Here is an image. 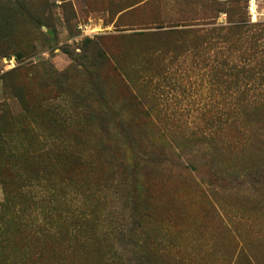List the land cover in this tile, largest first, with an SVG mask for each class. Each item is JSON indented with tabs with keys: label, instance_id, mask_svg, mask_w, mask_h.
Masks as SVG:
<instances>
[{
	"label": "rangeland",
	"instance_id": "374dc122",
	"mask_svg": "<svg viewBox=\"0 0 264 264\" xmlns=\"http://www.w3.org/2000/svg\"><path fill=\"white\" fill-rule=\"evenodd\" d=\"M21 1L27 14L0 0V264H102L96 249L116 257L131 246L118 238L72 247L70 216L89 201L96 227L113 210L126 217L108 159L123 145L115 130L88 126L85 90L119 105L127 85L155 123L185 133L220 116L226 140L217 51L228 44L212 28L232 7L264 23V0ZM70 67L71 77L59 75ZM185 162L136 168L135 224L158 231L154 242H169L181 264H264V168L220 183L206 160Z\"/></svg>",
	"mask_w": 264,
	"mask_h": 264
},
{
	"label": "trees",
	"instance_id": "16d2710c",
	"mask_svg": "<svg viewBox=\"0 0 264 264\" xmlns=\"http://www.w3.org/2000/svg\"><path fill=\"white\" fill-rule=\"evenodd\" d=\"M6 1L15 13L24 11L27 14L25 3L21 0ZM223 12L225 24L215 25L212 32L214 37L228 44L224 50L218 48L217 51L219 57H223L218 66L227 71L226 76L218 71V83L227 82L229 89L226 140L217 137L223 134L226 123L218 119L220 116H217L215 123H211V129L205 130V126L197 125L185 133L176 123H155L150 118L149 109L144 107L142 98L127 85L121 87L123 103L119 105L114 100L109 101L95 88L85 90L87 104L83 108V116L88 126L103 133V136L115 130L120 134L123 145L120 153H113L108 159L114 162L119 172L120 179L115 180L114 188H118L120 208L125 210L126 217L120 209L113 210L103 225L99 223L96 227L94 218L89 217L93 211L89 208V201L80 202L70 216L72 247L82 250L99 243L106 246L108 241L118 238H125L126 244L131 246L127 250L128 256L124 253L116 257H104L107 253L96 249L102 264H181L169 242H154V236L155 239L163 237L158 231H145L135 224L137 214L132 193L135 190V178L138 177L137 167H158L166 163L179 165L195 158L204 159L215 170L218 169V175L211 177L220 183L239 182L244 172L264 168V23L250 22L248 18L242 17L244 8L242 11L240 7H232ZM228 48L231 52L223 55L222 52ZM74 70L70 67L59 75L69 78ZM86 70L89 71V68L86 67ZM206 124L204 121L203 125ZM148 127L155 130V135H143ZM182 148L187 151L181 153L179 150ZM124 149L129 150V158L124 156ZM224 153L226 160L218 161Z\"/></svg>",
	"mask_w": 264,
	"mask_h": 264
},
{
	"label": "built area",
	"instance_id": "2783aa9c",
	"mask_svg": "<svg viewBox=\"0 0 264 264\" xmlns=\"http://www.w3.org/2000/svg\"><path fill=\"white\" fill-rule=\"evenodd\" d=\"M83 28H84V29H87V27L85 28V26H83ZM85 32H86V31H85ZM7 61H8V63H10V65H12V61H13L12 57H10Z\"/></svg>",
	"mask_w": 264,
	"mask_h": 264
}]
</instances>
